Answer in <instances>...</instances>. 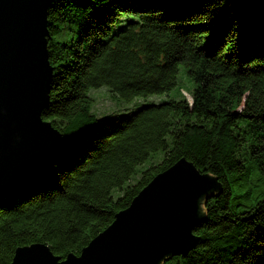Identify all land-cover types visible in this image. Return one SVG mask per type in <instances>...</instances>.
Masks as SVG:
<instances>
[{
    "label": "trees",
    "instance_id": "16d2710c",
    "mask_svg": "<svg viewBox=\"0 0 264 264\" xmlns=\"http://www.w3.org/2000/svg\"><path fill=\"white\" fill-rule=\"evenodd\" d=\"M47 31L42 119L62 142L0 198V264L32 243L79 255L181 158L222 193L204 203L197 245L162 264H264V22L226 0H55ZM180 65L190 93L177 87L174 98L102 119L91 112L89 89L125 100L167 93Z\"/></svg>",
    "mask_w": 264,
    "mask_h": 264
},
{
    "label": "water",
    "instance_id": "95a60500",
    "mask_svg": "<svg viewBox=\"0 0 264 264\" xmlns=\"http://www.w3.org/2000/svg\"><path fill=\"white\" fill-rule=\"evenodd\" d=\"M55 0H0V198L47 165L62 134L42 119L52 68L47 15ZM264 22V0H226ZM222 185L184 158L156 174L79 255H54L43 243L17 247L11 264H162L198 243L207 198Z\"/></svg>",
    "mask_w": 264,
    "mask_h": 264
},
{
    "label": "rangeland",
    "instance_id": "374dc122",
    "mask_svg": "<svg viewBox=\"0 0 264 264\" xmlns=\"http://www.w3.org/2000/svg\"><path fill=\"white\" fill-rule=\"evenodd\" d=\"M180 87L186 92L190 93L194 87L193 82L187 77L185 69L182 65L179 66L176 78V87L167 93L158 95H148L145 97H134L129 100L120 98L118 95H112L108 88L105 86L99 88H92L88 91V96L91 98V112L98 118L102 119L105 116L112 114H119L131 112L139 109L140 107L166 101L169 98H174L176 95V88ZM183 92V96L187 101H191L190 95ZM146 164L142 166L144 168ZM133 176L131 181H134Z\"/></svg>",
    "mask_w": 264,
    "mask_h": 264
}]
</instances>
